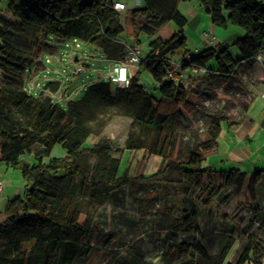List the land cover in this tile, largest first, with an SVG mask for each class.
Returning a JSON list of instances; mask_svg holds the SVG:
<instances>
[{
  "label": "trees",
  "instance_id": "1",
  "mask_svg": "<svg viewBox=\"0 0 264 264\" xmlns=\"http://www.w3.org/2000/svg\"><path fill=\"white\" fill-rule=\"evenodd\" d=\"M191 1L143 0L142 8L134 11L135 17L139 13L148 16L140 30L157 34L138 73L151 74L159 98L145 91L136 74L128 88L117 87L113 93L110 83H95L80 100L62 107L43 94H29L27 70L43 53H50L51 38L84 42L99 49L109 62L122 59L126 52L117 39L124 27L121 13L114 9L116 0H5V9L14 20L0 9V160L19 170L26 186L23 196L9 200L0 214V264H76L89 254L84 241L92 234L93 220L86 218L80 223L83 201L103 205L113 191L129 183L125 174L119 176L121 160L111 155L109 141L89 148L97 156L94 164L85 160V146L94 134L92 124L107 107L132 118L127 151L163 159L150 180L163 181L176 174L182 197L191 201L201 190L199 198L205 208L219 197L229 204L230 195L224 190L232 187L235 195L247 188L256 200L264 170L249 175L236 168L223 172L206 164V155L218 147L225 116L207 117L212 126L207 142L196 135L179 149L178 132L189 112L195 110V96L185 85L169 80L168 74L173 68L171 57L187 47L184 32L188 19L178 4ZM198 1L215 27L227 28L232 23L244 30L245 37L233 43L241 57L235 59L227 46H219L182 61L185 67L208 69L212 75L207 78L217 79L219 85L231 83L242 63L264 57V1ZM58 88V83L49 87L51 92ZM57 146L64 150V157H52ZM174 154L179 158L173 159ZM191 219L195 226L182 222L186 234L199 227L200 213L194 211ZM230 250L231 245L226 244L218 256H209L198 240L179 247L183 256H196L200 264H225ZM253 250L248 244L230 264H253Z\"/></svg>",
  "mask_w": 264,
  "mask_h": 264
},
{
  "label": "rangeland",
  "instance_id": "2",
  "mask_svg": "<svg viewBox=\"0 0 264 264\" xmlns=\"http://www.w3.org/2000/svg\"><path fill=\"white\" fill-rule=\"evenodd\" d=\"M120 1L126 4L127 9L121 12L124 32L117 42L129 46L137 45L141 50V57L145 58L150 52V43L157 38V34L150 35L140 30L148 16L139 13L135 17L134 11L142 8V4L136 5L135 0ZM184 3L190 2L179 3L178 10L187 18L184 14L186 11ZM2 6L5 8L6 3L4 2ZM187 6L193 10L196 8L194 4ZM4 16L14 20L7 9L4 10ZM207 22L208 24L204 25H197L196 20L188 22L184 32L187 47L171 57L173 63L179 64L184 58L186 59L189 51L193 58L200 55L201 52H194V47L198 40L197 36L201 37L204 32L210 33V23ZM235 31L242 32L239 39L245 37L244 30L232 23H229L227 28L218 27V35L223 38ZM51 42L58 45L49 47L50 53H43L46 58L52 57V63H47L48 68L44 61L38 60L36 67L32 66L26 72L25 87L31 94L35 93L30 88L35 86L34 90H37L36 93H39V96L40 94L48 97L56 95L62 101L60 105L65 107L69 101L80 100L88 86L96 82L109 83L106 78L109 76L110 62L99 49L84 42H80V49L75 46L67 48L64 44H59L56 38H51ZM218 42L221 41H215L212 48L218 47ZM228 47L235 59L241 57L238 48L232 42ZM68 55L71 56L65 59ZM211 64L215 65V62ZM81 70L82 72H79ZM137 74L145 91L159 98L158 85L151 74L144 70ZM185 74L184 85L195 96V110L189 112L190 117L184 120L183 128L178 132L179 149L185 148L191 138L196 135L201 142H207L210 139L209 130L212 126L207 119L209 116L223 115L227 121H239L244 106L248 103L246 101H249L246 93H243L242 80L239 78L237 79L241 83L236 85L237 87H228L227 82L214 85L215 83L207 81L201 84L205 87H197L194 90L192 86L199 80L194 78L203 75L191 74L188 69L185 70ZM56 83L59 84L58 90L51 92L49 87ZM116 88V85L111 84L113 93L116 92ZM254 106L257 114L252 113L251 116L256 117L257 122L261 119L257 116L264 110V101L260 99ZM131 123L132 118L122 115L114 107H107L92 124L94 134L85 146V160L94 164L97 156L89 151V148L92 149L93 145L100 141H109L113 148L111 155L121 160L119 176L125 174L129 183L113 191L103 205L89 200L83 201L84 213L81 215L80 223L84 224L86 218H91L93 230L91 236L84 241L89 254L84 255L76 264H200L198 257L183 256L179 252L181 245H191L196 240L201 243L209 256H218L223 247L230 244L231 250L225 264L235 263L241 250L251 244L254 247L251 254L253 264H264V179L259 185L256 200L251 199L247 188L235 195L236 189L232 187L224 190V194L230 195L229 204L228 200L219 197L205 208L199 198L202 194L201 190L196 192L191 201H187L180 193L176 174L172 173L163 181L149 179L160 169L163 162L161 157L125 149ZM253 141L254 144L260 145L261 135L255 136ZM210 154L206 157L211 156ZM64 156V150L60 146L52 152V157ZM172 158L176 160L179 156L174 154ZM259 161H262L261 167H264V158ZM254 169L252 168L250 172H254ZM12 170L20 179L15 182L16 185L21 184L24 181L21 172ZM243 170L246 171V168ZM16 176L12 177V181ZM213 181H216L215 177ZM208 182L209 180H206L205 183L208 184ZM25 186L24 181L20 189L21 196L24 194ZM194 211L201 216L199 227L191 228L193 232L186 234L182 228V222L187 220L195 226L191 219Z\"/></svg>",
  "mask_w": 264,
  "mask_h": 264
},
{
  "label": "crops",
  "instance_id": "3",
  "mask_svg": "<svg viewBox=\"0 0 264 264\" xmlns=\"http://www.w3.org/2000/svg\"><path fill=\"white\" fill-rule=\"evenodd\" d=\"M197 0H193L190 3H184L186 5V11L184 14L189 19L188 22L191 20H196L197 25L205 24L209 21L210 23V33L204 32L201 37L197 36V43L195 44V53L203 52L204 48L209 49L212 48V44L220 40L218 42L219 46H227L229 48V44L232 42L234 43L235 39H239V36H242V32L235 31L233 34L223 38L218 35V27H215L209 16H207L203 9L201 8L200 4L196 3ZM264 1V0H261ZM4 1L0 2V9H5L3 5ZM190 4L195 5V10L191 8ZM237 36V37H236ZM42 58H46L45 56H41ZM187 58L192 57L191 52L186 56ZM52 58V57H51ZM50 59V63L52 60ZM43 59L39 60L41 62ZM55 61V60H53ZM44 63H46L44 61ZM60 63V62H59ZM58 63V64H59ZM34 66V65H33ZM47 67V63L45 65ZM211 67H215V65H210ZM48 68V67H47ZM243 73V75H242ZM242 75V76H241ZM261 75V77H259ZM264 57L259 60H254L252 62H244L239 66L237 74L234 76L233 82L228 83L230 87H237L236 85H240L241 82L238 81L242 80L243 86V93H246V97L249 99L248 102L242 111L241 119L238 121L235 120H228L227 122L223 123V129L219 135L218 139V147L215 151H212L211 156H207V163L208 165H213L217 170L223 172H229L230 169L236 168L241 171H244L243 168H246V172L251 175L250 172L252 168L264 170V167H261V162L259 159L264 158V110L258 114V118L260 121H255L256 117H252L251 114H257V110H255L254 104L257 103L258 100H263L262 94H264ZM194 79H199L197 84L192 86V89H197V87H205L202 86V83H206L210 81V83H215L214 85H219L218 80L215 78H207L205 76L197 77ZM248 79V81H246ZM99 83V82H96ZM35 85V84H34ZM33 85V86H34ZM31 87V86H30ZM38 87V86H37ZM36 87L34 86L32 91L37 95V90H34ZM28 92L29 90L26 89ZM29 94H31L29 92ZM33 95V94H31ZM37 97V96H36ZM247 99V100H248ZM261 135L262 142L260 145L254 144L253 139L255 136ZM256 146V147H255ZM263 157V158H262ZM13 170L9 168L4 162L0 160V183L3 185V190L0 192V214H2L5 210L6 204L9 200H12L18 196H21L22 185L24 183L21 182L16 185L15 182L20 181L18 176H16V172H12ZM16 176L15 180L12 181V177ZM264 179V173L262 175V180L257 186V195L259 190V185L262 183ZM17 180V181H16Z\"/></svg>",
  "mask_w": 264,
  "mask_h": 264
},
{
  "label": "built area",
  "instance_id": "4",
  "mask_svg": "<svg viewBox=\"0 0 264 264\" xmlns=\"http://www.w3.org/2000/svg\"><path fill=\"white\" fill-rule=\"evenodd\" d=\"M1 1L5 2V0H0V2ZM142 3L143 0H135V4L138 6ZM114 9L117 12L121 13L127 9V6L124 2L120 0H116L114 4ZM80 42L81 41L79 40H64V41H59V44H64L65 47L67 48L75 46V48L80 49L81 48ZM50 43L53 46L58 45L57 43H52V42ZM122 45L125 47L126 54L122 59L110 62V69H109L110 72H109V76L106 79L110 84L116 85L118 88L125 89L129 87L132 78L138 73L143 58L141 57V50L137 45H133V46H129L126 44H122ZM70 56L71 55H68V57H66L65 59H68ZM261 59H262L261 55L257 57V60L261 61ZM38 60H41V57ZM42 61H45L46 63H50L49 58H43ZM36 63L34 64L35 67H36ZM186 69H188L191 74L201 73L205 77H209L212 75V72L206 68L185 67V62L181 61L179 64L173 63V68L171 69V71H169L168 74L169 80L184 85V79L186 77L185 74ZM35 96H39V93H37V95ZM262 96L264 99V94H262ZM50 98L53 104H60L62 102L60 99L56 97V95L55 97L50 96ZM0 155H1V145H0ZM2 190H3V185L0 183V192Z\"/></svg>",
  "mask_w": 264,
  "mask_h": 264
},
{
  "label": "water",
  "instance_id": "5",
  "mask_svg": "<svg viewBox=\"0 0 264 264\" xmlns=\"http://www.w3.org/2000/svg\"><path fill=\"white\" fill-rule=\"evenodd\" d=\"M79 72H82V70H81V71H79Z\"/></svg>",
  "mask_w": 264,
  "mask_h": 264
}]
</instances>
